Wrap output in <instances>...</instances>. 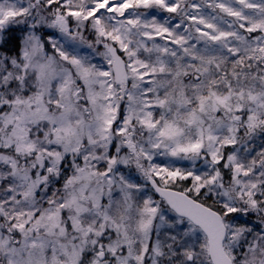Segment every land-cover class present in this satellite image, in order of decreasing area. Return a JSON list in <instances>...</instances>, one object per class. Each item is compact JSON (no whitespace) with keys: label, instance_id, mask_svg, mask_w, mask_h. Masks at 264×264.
Returning a JSON list of instances; mask_svg holds the SVG:
<instances>
[{"label":"snow or ice","instance_id":"1","mask_svg":"<svg viewBox=\"0 0 264 264\" xmlns=\"http://www.w3.org/2000/svg\"><path fill=\"white\" fill-rule=\"evenodd\" d=\"M0 264H264V0H0Z\"/></svg>","mask_w":264,"mask_h":264}]
</instances>
